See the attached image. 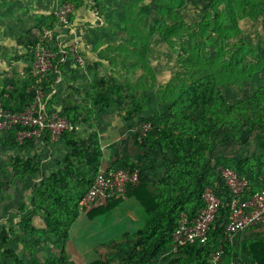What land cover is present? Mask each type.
Segmentation results:
<instances>
[{
    "label": "trees",
    "instance_id": "1",
    "mask_svg": "<svg viewBox=\"0 0 264 264\" xmlns=\"http://www.w3.org/2000/svg\"><path fill=\"white\" fill-rule=\"evenodd\" d=\"M71 1L76 9L84 3V0ZM155 2L159 18L154 28H150L146 22L148 13L144 0H121L126 39L106 49L109 52L107 58L119 70V76L98 78L92 83V94L85 103L69 101L64 106L60 115L75 126L60 138L66 145L67 153L58 170L34 184L32 205L35 213L42 211L45 214V227L41 233L57 235L62 242L65 241L70 227L81 213V199L102 169L104 154L98 130L91 123L92 117L115 109L128 122L138 118L140 124L150 123L151 128L142 137V146L150 150L160 149L171 157L158 183L128 161L118 160L112 167L113 170L140 172L139 182L129 184L126 194L135 198L149 214L150 227L155 235L153 252L158 253L172 245L173 233L183 213L190 218L200 213L205 207L203 192L210 186L221 199V205L211 225L209 242L206 245L190 244L180 249L181 255L196 251V255L201 257L205 247L210 246L205 255L209 261V255L219 248L221 240L225 238L233 197L219 168H231L240 177L247 178L251 188L248 193L264 188L263 153L248 154L239 160L220 157L212 161L220 145L236 142L244 132L259 131L264 134V85L239 101L231 102L222 93V87L246 86L256 75L260 74L264 79V58L259 50L241 37L243 30L239 26L240 20L254 19L259 15L264 0H210L203 16L193 23L183 15L188 0ZM92 3L94 9L101 8L99 0H92ZM99 14L104 16L103 11L99 10ZM53 15L45 28L56 26L59 19ZM73 16L74 12L69 16L70 22ZM156 34L168 50L179 49L181 53L177 74L158 88L156 72L148 57ZM217 40H225L232 45L211 52L208 43ZM37 42V37H33V50ZM52 50L60 60L62 54L59 48L52 47ZM58 60H54V63ZM139 70L142 73L137 77V82H130ZM148 76L151 77L149 85V79H144ZM56 78L55 72L46 75L43 82L46 92L53 89ZM36 80L31 72L26 80H13L5 84L0 91L3 106L12 112L28 107L35 100ZM146 85L139 93L141 86ZM157 89L158 101L169 106L168 112L147 113L151 109L147 101L151 100L145 90L155 92ZM54 105V98L51 97L49 112L56 110ZM87 124L89 130L78 128ZM18 129L0 134V145L18 147L23 151L33 148L36 143L33 139H26L23 144L18 142ZM41 141L46 146L54 142L50 133H46ZM41 162L39 155H16L6 165L12 168L14 181H28L38 175ZM119 199L121 197L108 200ZM30 224L31 217L25 220L24 227L35 233L36 227ZM8 238L9 231L2 227L0 250L5 247ZM228 244H224V249ZM253 261L264 264V256L256 257ZM177 262L189 263L183 256H179Z\"/></svg>",
    "mask_w": 264,
    "mask_h": 264
},
{
    "label": "crops",
    "instance_id": "2",
    "mask_svg": "<svg viewBox=\"0 0 264 264\" xmlns=\"http://www.w3.org/2000/svg\"><path fill=\"white\" fill-rule=\"evenodd\" d=\"M63 1L0 0V91L13 80L29 78L33 64V37L35 39L45 29L40 30L39 25L43 23L38 24L36 19L42 21L47 14H54ZM95 13L92 0H84L81 6L75 8L74 28L58 30V45L61 48L57 47L62 55L58 60L56 53L55 60L58 61L55 64L59 72L52 97L59 112L69 101L85 103L92 94V83L98 78L119 76V70L107 58L109 52L106 49L120 42L103 41V35L109 34L105 28L77 27L76 16L100 20ZM163 110L159 108L156 112L162 113ZM91 123L98 130L104 154L102 169L111 170L115 162L122 159L145 171L157 183L163 178L171 157L160 149L150 150L142 146L138 138V118L128 122L115 109H111L106 114L93 116ZM88 127L89 124L78 126L83 130H89ZM66 153V145L61 139L50 146H46L44 141H36L35 146L27 151L0 145V229L4 227L10 236L0 250V264H170L172 245L158 253L153 252L155 235L152 234L149 214L135 198L127 194L118 201L100 199L90 208L81 210L69 229L68 238L63 242L57 235L41 233L45 227V214L42 211L34 212L33 186L58 170ZM257 153L264 154V134L246 131L236 142L220 145L212 161L220 157L239 160ZM16 155H39L42 162L38 175L28 181H14L12 168L7 167L6 162ZM130 201L137 204L133 214ZM107 215L108 219L105 220ZM110 215L113 217L110 218ZM29 217L30 226L36 227L35 233L24 227ZM82 217L95 219L94 222L99 218L103 220L99 227H89L80 235L76 227ZM263 236L264 223L239 234L225 249V261L251 262L256 257H263L264 238H260ZM209 249L210 246L205 247L201 257L196 255V251L180 256L186 258L188 264H209L205 257Z\"/></svg>",
    "mask_w": 264,
    "mask_h": 264
},
{
    "label": "built area",
    "instance_id": "3",
    "mask_svg": "<svg viewBox=\"0 0 264 264\" xmlns=\"http://www.w3.org/2000/svg\"><path fill=\"white\" fill-rule=\"evenodd\" d=\"M74 12L72 4L60 7L55 15L58 22L54 28H48L37 35V44L33 50V64L31 72L36 77L35 100L22 111L12 112L6 109L0 101V134L5 135L15 128L18 129L17 140L23 144L26 139L41 141L46 133H50L52 140H59L62 134L73 130L75 126L60 115L58 110L48 111V103L54 95L55 89L46 92L43 86L44 78L50 72H59L58 65L54 63L56 53L52 46L57 43L58 30H63L71 25L69 16ZM61 48V45L58 46ZM62 51V50H61ZM151 128L150 123L138 126V138L142 142ZM220 172L233 197L230 204V217L226 227L225 238L217 250L209 255V264H258L241 261L226 262L224 258V244L233 243L234 239L252 226L264 223V188L248 193L250 182L245 177L228 167H220ZM140 179L139 170L133 172L101 169L88 192L80 201V209L86 210L100 199H114L126 194L129 184H137ZM205 207L200 213L190 218L183 213L178 226L173 233L170 264H178L180 249L190 244H204L209 242L211 225L219 211L221 199L214 189L207 186L203 192Z\"/></svg>",
    "mask_w": 264,
    "mask_h": 264
},
{
    "label": "rangeland",
    "instance_id": "4",
    "mask_svg": "<svg viewBox=\"0 0 264 264\" xmlns=\"http://www.w3.org/2000/svg\"><path fill=\"white\" fill-rule=\"evenodd\" d=\"M58 1V0H57ZM76 1V0H75ZM79 1V0H77ZM101 8L99 9L100 11L104 12V16H100L99 10L96 15L99 17L100 20L95 19V21H92L89 18H82L81 16H76V23L79 25L77 26L80 29H87L89 28H105L107 29V32L109 33L108 35L105 34L103 35V41L109 40V42L116 44L117 42H124L126 39V34L123 30V13H122V5H121V0H99ZM210 0H188V3L186 7L184 8V17L185 19L193 23L195 21H198L204 14L205 7H207L208 3ZM146 10L148 13V17L146 18L147 25L150 28H154L155 23H157L158 18H159V12H158V6L156 5L155 0H144ZM57 4V3H56ZM65 4H72L75 12V6L71 0H64L62 4L58 6L57 10L62 7ZM123 4V3H122ZM55 14V13H54ZM54 15L47 14L46 18L40 21V19H36V22L40 24L41 22L43 23L42 26H40V30H42L45 27H48L49 25V19H51ZM84 19V20H82ZM81 20V21H80ZM75 23L71 22V25L64 29L68 30L69 28H74ZM239 26L243 30V35L241 36L249 45H252L253 48L259 50V52L262 54L264 58V4L262 7V10L260 11L259 15L255 17L254 19L250 18H244L240 20ZM82 27V28H81ZM45 29H43L41 32H43ZM158 34V33H157ZM153 38L154 46L150 50V53L148 55L149 57V62L152 68L156 72V84L157 88L160 85L166 84L171 78H173L177 72H178V57L181 54L179 49L175 50H168L167 45L161 40L159 35H157ZM99 39L98 41H100ZM209 50L211 52H216L219 50V48H229L232 43H228L225 40H217L215 42H209ZM58 45V40L55 45L52 47H57ZM51 47V48H52ZM77 60V57L76 59ZM142 73V70H139L138 73L131 77L130 82H137L138 76ZM145 80H148L150 84L151 77L148 76L144 78ZM146 86H141L139 89V93H141ZM152 85V83H151ZM264 85V79L261 77V75H256V77L250 81L246 86H241L238 88H235L232 85L222 87V93H224L225 98H227L229 101H239L242 100L245 96L253 94L256 90H258L261 86ZM127 91H130V89H127ZM157 92L158 89L155 90V92H147L145 90V94L148 98H150L151 101H147L148 106L150 105V110L147 113H150L152 111L156 112L159 108H161L163 111L168 112L169 106L167 104H161L158 101L157 98ZM136 93V91H135ZM150 96V97H149ZM161 111V112H163ZM86 135V132H84ZM169 158V157H167ZM130 206H131V213L136 212V210H133L134 206L137 204L134 201H130ZM113 217L110 215V218ZM79 225L76 227L77 232L81 235V233H84L85 229H88L89 227H99L101 225L100 222H102L103 219H98L96 222L95 219L90 220L87 217H82ZM105 220L108 219V215L104 217ZM87 226V228H86ZM96 239V238H95ZM95 242V240H93Z\"/></svg>",
    "mask_w": 264,
    "mask_h": 264
}]
</instances>
